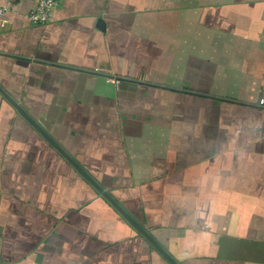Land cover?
Instances as JSON below:
<instances>
[{
    "label": "crops",
    "instance_id": "crops-1",
    "mask_svg": "<svg viewBox=\"0 0 264 264\" xmlns=\"http://www.w3.org/2000/svg\"><path fill=\"white\" fill-rule=\"evenodd\" d=\"M0 4V86L179 264H264V0ZM0 264H171L1 92Z\"/></svg>",
    "mask_w": 264,
    "mask_h": 264
},
{
    "label": "water",
    "instance_id": "water-1",
    "mask_svg": "<svg viewBox=\"0 0 264 264\" xmlns=\"http://www.w3.org/2000/svg\"><path fill=\"white\" fill-rule=\"evenodd\" d=\"M0 92L3 96L16 108V110L30 123L34 128L65 157V159L75 168V170L88 182H90L95 189L105 197L123 216V218L146 240L154 246L171 264H179L165 249V247L148 231V229L138 222L116 199L112 196L73 156H71L66 149H64L42 126L12 97L2 86Z\"/></svg>",
    "mask_w": 264,
    "mask_h": 264
},
{
    "label": "built area",
    "instance_id": "built-area-1",
    "mask_svg": "<svg viewBox=\"0 0 264 264\" xmlns=\"http://www.w3.org/2000/svg\"><path fill=\"white\" fill-rule=\"evenodd\" d=\"M56 6L57 0H35V6L29 13V18L34 23L45 24L52 20ZM7 10L5 5L0 4V17L3 16ZM259 103L264 105V98H262Z\"/></svg>",
    "mask_w": 264,
    "mask_h": 264
}]
</instances>
